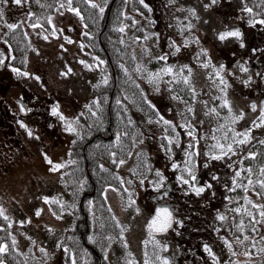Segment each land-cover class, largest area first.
Instances as JSON below:
<instances>
[{
  "label": "flooded vegetation",
  "instance_id": "flooded-vegetation-1",
  "mask_svg": "<svg viewBox=\"0 0 264 264\" xmlns=\"http://www.w3.org/2000/svg\"><path fill=\"white\" fill-rule=\"evenodd\" d=\"M81 1L83 3L82 12L85 19L84 21L79 19L81 23L80 26L82 27L83 32L87 31L92 33L91 36H79L80 42H84V48L87 52V59L89 63L93 64L94 68L87 69L91 70V72L94 73L96 77L99 76L98 81H100L102 76L105 75V72L108 71L106 75L108 76V84H101L97 88L94 87V85H96L98 81H95V84L87 93V98L83 103V108L86 110L83 119L84 136L88 140L87 142L81 144L82 147L77 146L74 149H69L71 146L69 144L67 146L68 153L63 159L66 160L69 158V150H71L72 160H74L75 163H77V161L82 163L86 173L89 171V159H94V163L97 164V170L101 175L107 171L101 169L99 167L100 164H103L105 168L108 169V171H116V164L113 162L110 152L115 151L117 153V160L121 159L123 152L119 146L114 144L115 133L117 130H129L124 129L121 124L126 123V118L130 116L135 121V127L139 128L140 131L144 133V139L142 142L137 143L135 147H145L143 149L147 152L148 163L153 169V172L148 174L149 179L155 175V168H161L163 170L164 174L167 176V180L164 183L169 186L167 189L169 194L167 197L163 198L162 202H167L175 210L174 215L180 220L184 221L183 225L174 223L172 229L168 230L167 233L159 234L157 236V239L166 238L168 240L167 243L170 245V247L166 251L162 252V254L169 255L173 260V264H213L212 258L203 248V244L208 243L220 257L222 264H227L231 258L230 253L228 252L224 242L220 239V236H218L214 231V227L224 223L215 218V210H223V206L226 203L224 196L226 194H231L226 193V190L222 187V183H230L229 176L226 175L229 173V169L225 166L223 161L219 160H210L209 166L207 168L203 167V161L206 158L204 155L206 144L210 142V140H206L204 138L203 133H208L211 135V127L217 121L211 114L208 116L204 115L205 108L201 101L207 100L208 105L211 106L213 103H215V101L212 99V95L213 93H216L217 90L212 87V81L206 75L207 70L198 65L192 57L196 53L198 47H206L209 49L214 62L226 63L228 67L232 68L239 77L247 78V75H251L253 77L252 81H250L246 86L241 82L240 79H237L231 75L228 76V79L231 81V86L228 89V96L232 101L233 108L235 110L243 108L246 113L244 119L239 121L236 127L245 128L249 126L251 121L258 115V110L253 112L250 109L251 101L254 100L257 102V104H259L262 100H264V25H259V23L256 25H249L247 21L255 17H253V13L246 12L244 9L246 7H251L257 16L264 17V0H217L216 4L207 9L204 8L203 5L207 3L208 0H176V3L173 5H169L168 0H146V3L149 4L152 9L150 12L148 9L144 8L143 5H140L138 0H123L122 4L124 5H119L118 7H115V5L119 0H111L110 6L105 7L103 15H100L98 10H91V16L95 20L94 23L93 20L89 18L90 6L86 5L83 0ZM44 3L50 4V2L47 0H39V2L38 0H23L20 5H16L10 0L9 4L5 7L4 18L9 22H16L21 19L24 21V23L17 29L10 31L11 35L9 36L16 35V38H18L15 40L14 45L12 44L11 48H9L8 45L0 44L1 49L6 51V55L8 56V59L5 61L6 66L8 63H12L17 67H23L25 64L23 66L20 65L19 57H16V60L14 61L11 60L9 55L13 52L11 49L14 48V53H16L18 47L21 45V38H24L25 42L23 45L26 44V48L29 50L31 47H34V43L31 45L30 38H35L40 39L42 42L41 46L40 42L37 40L36 48H41V50H39L38 57L42 58L40 61L45 64L44 67H47L46 60H48L50 57V52L47 50V47L49 46L48 44L50 41L53 40L48 31L52 28V24H49L47 20H41L40 23L43 24V28L37 25V27L34 29L31 27V24L36 22V18L32 19V17L30 18L27 15L28 12H32L36 15L37 11L42 9L41 5H44ZM97 3L102 5L106 4L105 0H97ZM180 5L197 8L200 20L193 21L195 23V27L192 29V32L200 38L201 44L196 45L195 42H193L189 47L182 48L181 51L175 56L169 55V60L175 63H190L194 69L192 81L198 90V94L197 100L194 103L196 114L195 118L192 119V123L196 125L197 129L199 130L198 135L200 136L199 160L201 161V166L198 171L200 182L203 183L204 181H207L210 178L209 173L213 171H218L221 173V181H213L212 188L206 189L199 195H196L195 193L186 194L182 191L181 185L176 180L177 170L172 169L169 166L170 160L168 158V154L159 147V144L161 143V126L150 123L147 120V116L150 114L147 107L142 104L138 107L136 104H133L130 98H128L131 97L133 93H135L137 103H139L140 93L136 86L132 83V80H129L125 76V73L119 66L120 63H124L127 66L128 61V68L132 75V79H134L140 85V87L143 88L145 92H147L149 99L156 103L159 110L167 118L174 121H179L177 109L183 108V103L171 99L170 92L167 90L166 86L161 87L160 91L157 92L154 90L152 85L143 79L142 76L138 75L134 70L135 62L132 59V53L134 50L137 61L142 60L144 63H148L150 60V57H146L142 53V44L145 42L135 40L136 36H143L144 32L141 30L142 27H147L148 31H157L160 33L159 48L163 51H171L168 48L167 38L169 36L180 43L182 38L179 35L172 19L174 16L183 17L186 15L185 12L177 11ZM126 8L129 9L130 12L129 18L131 19V17H135L136 21H138V23L133 26L131 19L130 28L132 33V43L130 45L119 43L121 37H123L125 41L128 27L125 29L124 33H120L116 28L113 27L114 24H118L119 22H128L129 18H124L121 15L122 12H126ZM135 8H139L140 11H135ZM46 15L48 14L39 15V17ZM118 16L121 17V21H117ZM14 17L16 18L14 19ZM151 18H155L154 24H150ZM84 23L88 24L87 29H84ZM170 24L173 26L169 27ZM225 25L228 27L239 26L241 28L244 33L245 41V46L243 48L240 47L239 43L232 38L225 42H220L216 38V32L221 30ZM76 26L78 25L76 24L74 28ZM0 29L2 30L1 33H6L8 28L2 22H0ZM25 31L27 32V36L24 35ZM32 32L37 33V38L35 36L31 37L33 34ZM45 34L49 36V39H44ZM154 39V37L150 38L147 43L151 46ZM29 44L31 47H29ZM117 49H120V51L118 52ZM253 49H256V51H253ZM153 51L155 52L156 49L153 48ZM95 56H99L102 61H105L104 58L107 57L106 63L100 64V67L97 68L95 65L99 62L95 61ZM237 60L246 62L249 68L248 73L245 74L239 72V68L236 65ZM29 62L30 53L27 56V66H29ZM106 66H108V69ZM148 66L150 68H156L159 65L157 62L152 61L150 64H148ZM39 68L40 67H38V69ZM39 73L36 72V74L40 75L41 80L37 81L33 77V81L35 84H40V91L33 90V88L28 85L21 93L17 94L14 100H11L10 102L7 98L0 97V107H4L3 109H0V134H2V136L0 135V158L4 156V158H7V160H17V158L22 156L24 153H31L30 148L23 145L24 139L27 140L29 145L34 144L35 147L37 146L40 149L39 140H41L42 134H44L46 131H49L50 129H53L56 132L55 116L52 115L50 111L51 105L56 102L55 93L50 92L49 90L47 70ZM11 77H14L12 73ZM16 82L17 80H15V83ZM41 84H43L44 87ZM10 85V82H6L2 89L7 91ZM201 89L203 90L202 92L200 91ZM125 93L128 94L127 97ZM95 96L100 97L102 108L97 110V112L98 116L100 117V121L102 122L97 121L95 117L91 116L89 110L85 108V105L92 102L93 97ZM105 96L107 99H105ZM118 96L124 102V104L127 105L128 111H124L123 105H117L116 98ZM21 98L25 105L32 109L31 111L20 112L17 101ZM184 99L185 101L191 102V98L186 93H184ZM140 107H144V111H140ZM169 108L172 109L171 112L168 111ZM21 119L24 120L25 123L33 130V132L39 136V139L36 138V135L28 136L27 130L21 127L19 124ZM200 120H204L203 126L199 124ZM91 130H94L92 137L89 134ZM132 130L133 126H131V131H129L130 134ZM39 131H41V134ZM252 135L254 139L249 145L245 146L246 150H256L259 154L254 161L251 159H246L245 163H253L255 167L259 163H264V146L258 143L259 140L264 139V126L258 129H253ZM129 139L130 138L122 137V141L126 147L131 146V141H128ZM188 139L190 138L187 137L183 131H181V142L179 146L175 144L173 145L175 159L182 160L183 153L181 149L187 147ZM89 145L99 148V153H102V156L99 158L96 157L95 153L90 151L91 149L89 150L87 148ZM41 148H43V146ZM80 152L83 153L84 156L80 157ZM86 152H89V156H87ZM129 160L130 158L128 156L124 157L125 163H128ZM142 163L143 160L141 159L138 162V167ZM21 170H16V167H14L8 174V178L6 176L2 180L6 185L1 183V186L5 185L6 187H10L15 185L18 173ZM118 170L121 171L120 168H118ZM6 171H8V169ZM51 173L54 174V172ZM20 176L21 174L19 173V177ZM87 180V184H89L91 182L89 174ZM137 184L140 186L139 183L136 182L132 187H130V189L134 191V198L138 195L136 191ZM96 188L97 185L94 183L92 191L85 193L83 200H81L79 204L81 213H83L85 217H88L87 212H92L93 209H96V211L99 212V219L102 216L108 217L110 213H106V211L101 210L103 207H101L100 195L101 199L103 198L106 200L104 198V189H102V192H98ZM116 189L117 188H109L108 191L116 192L121 196L122 201H126V193L123 191V189L120 191H117ZM160 191H163V189L154 190L149 186L147 181L145 190L142 194L146 200H144L143 197L140 198L139 203L141 205H139V207L143 208V212L148 216V218L149 213L154 210V206L158 203L156 197ZM213 192L215 193L214 195ZM88 193L92 194L89 195ZM236 194L242 195V191L237 189ZM179 196L193 198L194 208L193 205L192 207H187L185 204L184 209H182L181 203L177 206L176 201L178 200ZM253 198L259 200V198L255 196H253ZM89 200L94 202L91 207L88 204ZM122 208L126 211L129 209L133 210V207H125V204L122 205ZM67 212L69 213V211ZM111 212L114 213L112 208ZM88 227L89 230L79 232L80 237H82L83 240L84 248H86L91 254L96 253V251L101 253H99L100 258L94 256V259L90 258L87 264H105L102 250H98L97 247L88 245L85 241V236L90 233V226ZM107 231H111L114 236H116L118 233V229L116 231L112 230L111 228L106 230L101 229L102 238L106 236ZM221 234L228 235L230 238L232 235L231 233H225L223 228H221ZM261 234H264V226H261ZM169 242L173 243V248ZM151 250L152 248L150 245H148V251L150 254ZM117 257L119 258H117V260L123 262L121 257ZM68 259L69 257H67L66 260ZM239 259L241 261L251 259L254 264H264V252L258 255L254 254L250 258L241 255L239 256ZM61 263L62 261L60 260V264Z\"/></svg>",
  "mask_w": 264,
  "mask_h": 264
},
{
  "label": "snow or ice",
  "instance_id": "snow-or-ice-1",
  "mask_svg": "<svg viewBox=\"0 0 264 264\" xmlns=\"http://www.w3.org/2000/svg\"><path fill=\"white\" fill-rule=\"evenodd\" d=\"M10 0H0V22H2L9 30H15L20 25L24 23L23 19L16 22H9L5 19V7L9 4ZM13 4L20 5L23 0H11ZM39 2V0H38ZM83 2L90 6V19L95 22L94 18L91 16V10H98L100 15H103L105 11V5L97 3V0H83ZM217 0H208L207 3L203 5L204 8H210L212 5L216 4ZM140 5H143L144 8L148 9L150 12L152 9L149 4L146 3V0H138ZM176 3V0H168L169 5ZM42 7L52 8L55 7L57 11L62 8H67L72 13H75L81 21H84L85 17L83 12L78 5L73 4V0H54L53 4L41 5ZM135 11L139 12V8H135ZM177 11L185 12L186 15L174 16L172 17L175 27L179 35L182 38V41L178 43L174 38L169 36L168 39V48L170 52L163 51L159 48L160 33L157 31H148L147 28L143 29V36H136V41H144L142 44V53L146 57H150L148 63H144L142 60H136V53L133 50L132 59L135 62V72L142 76L150 85L153 86L154 90L159 92L161 87L166 86L167 90L170 92L171 99L183 103V108L177 109V116L179 121H174L167 118L157 107L156 103L153 100L149 99L147 92L144 91L140 85L132 79V75L129 71V68L124 64L120 63V68L125 73V76L132 80V83L138 89L139 103H137L135 93L128 97L132 100L133 104H136L138 107L142 104L149 110V115L147 120L150 123L158 124L161 126L160 141L159 147L161 150H164L168 154L170 160L169 166L172 169L177 170L176 180L182 187V191L187 193H195L199 195L203 193L206 189H211L213 186V181H221V173L218 171H213L209 173V179L200 182L198 171L201 166V161L199 160L200 156V136L198 135V129L195 124L192 123V119L195 118V107L194 103L197 100L198 90L195 87L192 81L193 67L190 63H175L169 60V55L175 56L181 51L182 48L189 47L193 42L196 45H200L201 41L198 36H196L192 29L195 27L193 21H199L200 16L196 7H190L185 5H180ZM244 11L253 13L252 19H249L247 23L249 25H264V17L257 16L253 12L251 7H246ZM28 17L35 16L34 13L28 12ZM124 18L129 17V13L122 12L121 14ZM142 15V14H141ZM52 14L49 13L46 16L36 17V22L31 24V27L36 28L39 25L43 28V24L40 23L41 20H47L49 24H52L51 35L57 36L58 31L55 24L52 23ZM132 24L135 26L138 21L135 17H131ZM117 21H121V17H117ZM155 23V18L150 19V24ZM173 25L170 24L169 27ZM84 29H87L88 24L84 23ZM120 33H124L125 29L128 27L127 24L119 22L118 24L113 25ZM63 31V29H60ZM187 33V34H185ZM5 36L8 35L6 32ZM24 35L27 36V32H24ZM81 35L91 36V32H82ZM155 38L152 41L150 46L147 41L150 38ZM216 38L220 42H225L228 39L232 38L239 43L240 47L245 46L244 33L239 26L228 27L225 25L221 30L216 32ZM0 39H4L0 37ZM44 39H49L47 34L44 35ZM64 40L72 42V37L65 35ZM4 43L11 48V44L7 40H4ZM23 43V42H22ZM120 44H124L125 41L123 37L119 40ZM29 47L31 45L29 44ZM64 44L60 45V48H64ZM80 47H84V42H80ZM153 48L156 51H153ZM39 52V49H36ZM119 52L120 49H117ZM256 51V49H253ZM198 65L203 69L207 70L206 75L212 81V87L217 91L213 93L212 99L215 101L211 106L208 105V101L204 100L201 103L204 105L205 112L204 115H212L217 121L211 127V135L208 133H203V136L206 140H210L206 144L205 148V160L203 161V167L207 168L209 166L210 160H219L225 163V166L229 169V173L226 175L229 176L230 183H222V187L226 190L224 196L225 204L223 210H215V218L222 223L214 227V231L220 236V239L224 242L225 246L230 253V260L227 264H254L251 259H246L241 261L239 256L243 255L244 257L250 258L254 254L258 255L264 252V234H261V226H264V163H259L254 167L253 163H245L246 159L255 160L258 156V151L256 150H246L247 145L251 143L254 139L252 135L253 129H258L264 126V100L259 104L256 101H251L250 109L253 112L258 110V115L251 121L249 126L245 128H237L236 125L239 121L243 120L246 113L243 108L235 110L233 108L232 101L228 96V89L231 86V81L228 79V76L231 75L237 79H240L244 85H248L252 81L253 77L247 75V78L237 76V73L233 71L232 68L224 62L216 63L213 61L212 56L209 52V49L206 47H198L196 53L192 57ZM8 59V56L0 50V66L5 64V61ZM95 61H98L95 66L100 67V64L106 63L102 61L99 56H95ZM11 60H16V57L11 56ZM152 61L157 62L159 65L156 68H150L148 64ZM23 64H27V55L22 58L21 61ZM86 68H93V64L88 63L86 60H81ZM236 65L239 68L240 73H248L249 68L246 62L236 61ZM7 67L10 68L17 76L22 77H34L37 81L41 80L40 75L29 72L25 68L17 67L12 63H8ZM73 71L69 66L67 70H61L62 76H67L69 72ZM101 84H108V76L103 75L101 80L97 82L94 87H99ZM203 91L202 89L200 90ZM184 93H186L190 98L191 102L185 101ZM126 97L128 96L125 93ZM105 99L107 97L105 96ZM19 104L20 112H29L32 109L28 108L23 102L22 98L17 101ZM117 105H123L124 111H128L127 105L120 99L118 96L116 98ZM91 116L95 117L97 121H100L97 110L102 108L100 97H93V101L86 104ZM51 114L57 116L60 121L63 122L64 131L68 133H74L77 137L82 138V133L80 129V117L83 115L68 116L65 115L63 111L60 110L59 101L53 103L50 108ZM140 111H144V107H140ZM169 112L172 111L171 108L168 109ZM102 122V121H100ZM19 124L21 127L27 130L28 136L36 135L33 130L25 123L24 120H20ZM126 124L133 126V130L130 134L129 131H120L117 130L115 133L114 144L119 146L122 151H126L128 156H131L133 153L131 150L125 146L122 141V137L130 138L131 146L134 148L137 143L142 142L144 139V133L140 131L139 128L135 127V121L129 116L126 118ZM199 124L203 126L204 120H200ZM181 131H183L187 137L190 139L187 140V147L181 149L183 153L182 160L175 159V152H173V145L179 146L181 142ZM90 134V133H89ZM36 138L39 139V136L36 135ZM75 143V141H73ZM258 143L264 146V139L258 141ZM43 159L49 166L51 172H57L60 169H64L67 165L75 163L71 158V150H69V158L64 160H55L48 152L43 151ZM138 160H143V163L139 165L138 168L131 169V173L138 177V183L141 187L144 186L145 181H148L149 186L154 190L163 189L160 191L156 197L158 203L154 206V210L149 213V218L145 225L147 229L148 239L144 240L145 250L143 253V264H173V260L169 255H163L162 252L166 251L170 245L167 242H164L160 239H157L159 234H165L170 228L173 227L174 223H179L183 225L184 221L180 220L177 216L174 215V209L167 203L162 202L163 198L168 196V185L164 182L167 180V176L164 174L161 168H155V175L149 179L148 174L153 172L151 165L148 163L147 154L141 150L136 153ZM110 156L113 159V162L116 164V167L124 164V159L117 160V153L115 151L110 152ZM99 167L104 171H108L103 164H100ZM65 174L61 173L63 177ZM121 185L132 184L134 183L131 177L125 181V178L120 176L118 173L113 174ZM65 186L68 185V180H62ZM78 185V188L84 185V180H79L75 182ZM109 188H115V185L106 183L104 185V198L106 199V193ZM240 189L242 195L236 194V190ZM120 191L121 189H116ZM123 191L126 193V203L125 207H133L134 214L141 213L142 209L136 205L134 198V191L128 187H124ZM215 193L213 192V195ZM253 196L259 198V200L254 199ZM41 199L48 205V210L52 213L53 216L62 218V213L66 211H72L77 205L72 202L69 203L60 194L56 195H43ZM89 206L91 207L94 202L92 200L88 201ZM55 205L56 207H53ZM103 207V205H101ZM110 215L108 217L100 218V227L102 230L116 228L118 233L116 236L112 234L111 231H107L106 236L103 237V240H106L107 246L110 247L114 239H121L125 248L128 247V241L125 237V225L121 223L118 217L111 212V206H108ZM44 211L43 207H37L34 211L36 217H40ZM0 218H3L4 223H0V230L5 231L8 239H5L4 236H0V264H8L7 260L4 258L5 253H12L13 256L19 254V256L25 257L23 264H27V253H24L18 247V238L11 231V226L13 223L20 225L21 227L25 224H30L32 222L31 217H25L23 219L15 220V218L9 215L3 204H0ZM7 225V227H6ZM95 227V221L93 222ZM75 227V225H73ZM46 228L49 232H54L55 229L51 225H46ZM221 228H223L225 233H231V238L228 235L221 234ZM23 235L31 241V246L29 251H33V247L36 245L35 239L28 233H23ZM69 240L74 239V237L69 236ZM88 239L93 243H97L100 239L99 234H92L88 236ZM151 242L153 245L151 254L148 251L147 245ZM57 247H62L66 256L69 257L66 260V264H77L76 251L71 249L67 243L63 242V237L57 242ZM101 247L105 254V260H107V247L101 243ZM204 250L212 258L213 264H222L220 257L212 249L211 245L208 243L203 244ZM39 252L47 257L48 249L40 246ZM127 257H133V253L127 252L126 261L127 264H139L138 261L133 259H127ZM39 264H43V261L40 257H34Z\"/></svg>",
  "mask_w": 264,
  "mask_h": 264
},
{
  "label": "rangeland",
  "instance_id": "rangeland-1",
  "mask_svg": "<svg viewBox=\"0 0 264 264\" xmlns=\"http://www.w3.org/2000/svg\"><path fill=\"white\" fill-rule=\"evenodd\" d=\"M126 12L130 15L129 9H127ZM15 18L16 17H14V19ZM79 19L80 18L75 13H72L69 10L63 11L62 13L60 12L58 13V15H55L53 17L52 23L55 24L58 35H51L53 40L50 41V43L48 44L49 46L47 47V50L50 52V57L48 60H46L47 67H44L45 64L40 61L42 60V58L38 57L39 52L36 51V49H38L36 48L37 40L42 46V42L40 39L30 38L31 45H33L34 43V47H31L28 50L26 48V44L23 45V48L20 45L18 47V53L9 54L10 57L14 55L15 57H19L20 59L22 55L25 56L24 52L28 50L26 55L28 56V52L30 53V62L26 70L33 73H39L47 70L49 90L50 92L55 93V100L56 102L59 101L60 110L68 116H76L83 113V103L87 98V93L95 84V81H98L99 77H96L94 73L91 72V70L87 69L83 64L80 63L81 60L88 61V59L86 49L84 47H80L79 36L83 32V29L80 26L81 23ZM123 23L129 25L127 28L128 31L125 38V44L130 45L132 43V33L130 28L131 19L129 18L128 22L123 21ZM76 24L78 26L74 28ZM145 28L147 27H142L141 30L143 31V29ZM60 29H63V31H60ZM10 31L11 30L7 29V36L11 35ZM4 34L5 33L0 32V37L6 39ZM65 35L71 36L72 42L64 40ZM34 36H37L36 32L31 35V37ZM0 44H4L3 39H0ZM61 44H64L65 46L63 49L60 48ZM0 50H2L1 47ZM11 50H14V48ZM39 50H41V48ZM2 51L6 54V51ZM69 66L73 71L69 72L67 76H62L61 70H67ZM38 67L40 68L38 69ZM11 73L14 77H11ZM33 79V77L17 76V74L14 73L10 68H8L6 64L0 66V97H5L10 102L11 100H14L17 94L21 93L28 85H30L33 90L40 91V84H35ZM15 80H17L16 83ZM6 82L11 83L7 91L2 89L3 85ZM41 85L44 87L43 84ZM3 108V106L0 107V109ZM55 129L56 132L53 129H50L49 131H46L44 134H42L41 140H39L40 149L37 146L35 147L34 144L29 145L27 140L24 139L23 145L28 146L31 153L26 152L22 156L18 157L17 160L14 159L12 161L7 160V158H4V156L0 158V204L4 205L7 213L13 216L15 220L23 219L26 216L32 218V222L30 224H25L21 227L20 225L13 223L11 226V231L18 238V247L22 252L27 253V263H29L30 260L33 259V261H31L32 264H39V262L34 259V257H40L41 260H44V264H60V257L62 255L59 249L60 247H57V242L61 239V237L65 239L68 238L69 235L77 236L80 231L89 230L88 226L90 223V233L85 236V241L91 246H98V250H102L104 256L103 260L105 264H127V252L133 253V257H127V259L134 258L139 262V264H143V253L145 250V245L143 242L145 239H148L147 229L145 227L148 216L143 212V208H141L142 211L139 214H134V211L131 209L127 211L123 209L122 205L125 204L126 201H122L121 196L116 192L108 191V189V192L106 193V200L114 211V215L119 218L122 224L125 225V237L128 241L127 248L124 247L122 240L119 238L114 239L110 247L107 246L106 240L104 241L101 237L100 219L98 217V214L96 213V209H93L92 212H87L88 217L82 215L81 221L77 223V225L73 223V219L71 217L72 215H70V213L69 215L62 213V218H58L57 216H53L52 213L48 210V205L45 204V202L41 199L43 195L60 194L64 197L63 199L65 200L68 198V195H64L65 192H62L63 189L61 187L60 181V179L62 178L61 173H63L62 169L52 174L49 170L48 164L41 155L42 150L48 152V154L51 155L55 160H61L65 158L67 154V146L69 145V142L72 139L74 140L75 138L74 134L64 131L63 122L60 121L57 116H55ZM39 132L41 134V131ZM0 135L2 136V134ZM42 146L43 148H41ZM143 148L135 147L131 149L133 153L132 157H136V153L140 152L141 150H143V152L147 154L146 150H144ZM14 167H16V170L22 169L21 171H19V173L22 175L19 177L18 173L15 185L6 187V184L2 180L6 176L8 178V174ZM129 167L130 165L126 164L120 171L122 173L121 176L125 178V181L128 180V173L131 172L129 171ZM7 169L8 171H6ZM113 181H116L115 177ZM133 181L134 183L138 182L136 176L133 177ZM1 183H4L5 185L1 186ZM146 183L147 180L145 181L143 187L138 186L137 184L136 191L138 195L135 197V201L138 206L141 205L139 203V200L143 197L142 194L145 190ZM101 189H104V186ZM70 195L72 194L69 193V196ZM143 199L146 200V198L144 197ZM75 200L76 205H78L76 198ZM180 203L182 209H184L185 204L187 207H192L193 205L194 208L193 198H189L187 196H179L178 200L176 201V205L178 206ZM144 204L146 205L145 202ZM41 205L44 211L42 212L40 217H36L34 211ZM53 206L56 207L55 205ZM94 221L95 227L93 226ZM46 225H51L52 228L55 229V231L49 232L46 228ZM73 225H75V228L73 227ZM111 229L115 231L117 230L116 228ZM25 232L31 235L36 241V245L32 246V252L29 251L31 241H29L23 235V233ZM92 234H99L100 239L97 243H93L88 239V236ZM160 240L164 242L168 241L166 238H161ZM101 243H103L104 246L107 247V260H105V254L101 247ZM169 243L173 248V243ZM148 245H150V247H153L151 242H149ZM40 246L48 249L47 257H44V255L39 252ZM115 254L121 257L123 262L117 260L118 257ZM17 256L25 260V257L19 256V254H17ZM88 261L89 257H82L77 264H87ZM8 264L13 263H11V261L9 260Z\"/></svg>",
  "mask_w": 264,
  "mask_h": 264
},
{
  "label": "trees",
  "instance_id": "trees-1",
  "mask_svg": "<svg viewBox=\"0 0 264 264\" xmlns=\"http://www.w3.org/2000/svg\"><path fill=\"white\" fill-rule=\"evenodd\" d=\"M110 1L111 0H105V3L107 4V6L109 5ZM61 2H62V0H61ZM122 2H123V0H119L116 3L115 7L116 6L118 7L119 5L123 6L124 4H122ZM51 3L53 4L54 1H51ZM79 6H80L81 10L83 11L82 5H79ZM54 8L55 7H52L51 10H54ZM125 124L126 123H122L121 126L123 127ZM127 127H129V126L127 125ZM102 128H103V126H102ZM93 134H94V130H91L90 136L92 137ZM78 139H79V141H81V143H80V145H78V147H82L81 144H83L84 142H86L88 140L84 136V134L82 135V138L79 137ZM82 141H84V142H82ZM87 148L89 150L91 149L90 151H92L93 153H95V156H97V155L100 154L99 153L100 152V149L99 148L93 147L92 145H89ZM86 154H87V156H89V152H86ZM79 155H80V157L84 156V154L81 153V152H80ZM88 163H89V165H88L89 171L87 173L85 171V168H83L84 165L82 163L78 162V161L75 164L67 165L63 169V173L65 175L60 179V181H61V187L63 189L62 192H68L69 191V193L72 194V195L69 196L70 197L69 203H72V202L75 203L76 202L75 198L77 199L78 196H81L82 195V193L84 195L86 192L92 191L93 184L94 183H96V185H97V188L96 189L99 192L100 191V187L102 188L106 183H108V181H110V180H108V178L110 179V176L107 175L109 173H107L106 176L99 174V172L97 170V166H96L97 164L94 163V159L93 160H90L89 159V162ZM88 174L90 175V179H91V182L89 184H87L88 180L86 179L88 177ZM85 179L87 180V182H85ZM62 180H68L69 181V189H68V186H65V184L62 182ZM79 180H84V185L82 187H86V189H83L82 187L78 188V185L75 182H78ZM80 189H82L81 192H80ZM64 195H65V193H64ZM77 201H78V199H77ZM76 212H79V209L78 208H76ZM71 215L74 218L75 225H77V223L80 222V219H79L80 217L77 214H74V213L71 214ZM75 233H76V231H75ZM69 236L74 237V239L68 240V238H66V239H63V242L64 243H67L71 249H74L76 251V254L78 255V260L79 261H80V259L82 257H88V256L90 258L94 259V256H93L94 254H91L86 248H84V245H83V243L80 240L81 237H80V234L79 233L77 234V236H74V235H69ZM9 260L13 264H15V263L23 264V261H24L22 258H19L17 255L16 256H13L12 253L9 256L8 261ZM27 264H32V263L30 261Z\"/></svg>",
  "mask_w": 264,
  "mask_h": 264
}]
</instances>
